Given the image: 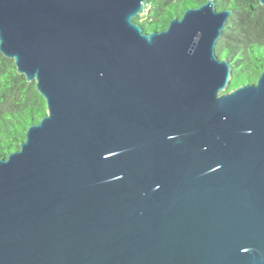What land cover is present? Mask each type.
I'll use <instances>...</instances> for the list:
<instances>
[{
  "label": "water",
  "instance_id": "obj_1",
  "mask_svg": "<svg viewBox=\"0 0 264 264\" xmlns=\"http://www.w3.org/2000/svg\"><path fill=\"white\" fill-rule=\"evenodd\" d=\"M145 1L0 0L48 108L0 157V264H264V68L227 90L232 9Z\"/></svg>",
  "mask_w": 264,
  "mask_h": 264
},
{
  "label": "trees",
  "instance_id": "obj_2",
  "mask_svg": "<svg viewBox=\"0 0 264 264\" xmlns=\"http://www.w3.org/2000/svg\"><path fill=\"white\" fill-rule=\"evenodd\" d=\"M206 0H146L137 20L146 31L168 26L174 15ZM218 9L231 8L216 51L232 64L227 90L257 80L264 68V5L259 0H216ZM47 101L35 81L17 70L13 58L0 51V157L20 147L28 126L47 113Z\"/></svg>",
  "mask_w": 264,
  "mask_h": 264
}]
</instances>
